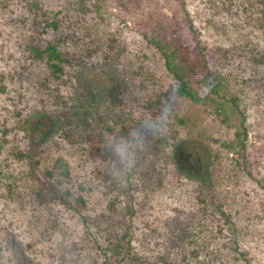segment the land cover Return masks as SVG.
I'll use <instances>...</instances> for the list:
<instances>
[{
  "label": "rangeland",
  "instance_id": "1",
  "mask_svg": "<svg viewBox=\"0 0 264 264\" xmlns=\"http://www.w3.org/2000/svg\"><path fill=\"white\" fill-rule=\"evenodd\" d=\"M151 41L201 49L221 108L177 96ZM157 117L116 178L107 141ZM115 261L264 264V0H0V264Z\"/></svg>",
  "mask_w": 264,
  "mask_h": 264
},
{
  "label": "trees",
  "instance_id": "2",
  "mask_svg": "<svg viewBox=\"0 0 264 264\" xmlns=\"http://www.w3.org/2000/svg\"><path fill=\"white\" fill-rule=\"evenodd\" d=\"M161 43L162 42L160 41H151V44H154L155 48L158 50V54L163 61L167 74L176 83L173 88L174 93L177 96L184 97L195 104H199L203 100H207L214 107H220L222 101L219 98V89L222 86V82L217 76L212 75L209 71L207 59L205 58V54L202 52V50L194 47V50L190 51L187 46L182 45V42L180 41H177V44L173 45V48L168 44ZM33 52L36 57L43 59L47 63L52 74L55 75L62 72V64L66 61V59H64L63 54L59 51L56 45L47 44L44 48L34 47ZM203 88L207 90V93L204 97H201L200 92ZM235 137H237L236 141H230L223 145L227 150L233 152L235 158H237L238 148L243 151L244 145L242 143V139L240 138L241 136L239 132L235 133ZM189 154H191V152H189ZM194 158L195 155L189 157V159L193 161V164L196 163ZM55 166L59 167L60 177H63V180L60 181L62 182L67 180L69 177L67 164L59 160ZM181 166L182 167L179 169V171H181L183 174L188 176L192 172L194 174L195 171L190 172L187 167H184L183 165ZM68 194L69 192H67L66 195ZM36 196L40 202L43 200H52L51 196L46 193H42L41 191L36 193ZM68 196L71 197L70 194ZM65 204L73 207V209L79 214V208L83 206V199L82 197H78L76 203L74 200L70 202L67 201ZM111 243H113L111 252L114 254V256L119 258V260L121 259V261H124L129 256L128 254L130 252V247H127L126 252L125 244H123V242L116 240L115 242ZM124 250L125 252L122 255V251ZM121 261L115 262L120 264Z\"/></svg>",
  "mask_w": 264,
  "mask_h": 264
},
{
  "label": "clouds",
  "instance_id": "3",
  "mask_svg": "<svg viewBox=\"0 0 264 264\" xmlns=\"http://www.w3.org/2000/svg\"><path fill=\"white\" fill-rule=\"evenodd\" d=\"M165 123L163 117L147 119L128 137L110 138L107 141L116 158L113 166V175L116 178H124L135 167L138 154L144 148L146 134H162Z\"/></svg>",
  "mask_w": 264,
  "mask_h": 264
}]
</instances>
